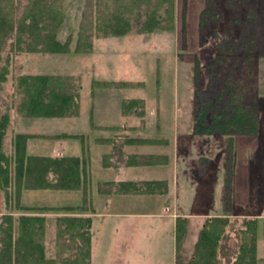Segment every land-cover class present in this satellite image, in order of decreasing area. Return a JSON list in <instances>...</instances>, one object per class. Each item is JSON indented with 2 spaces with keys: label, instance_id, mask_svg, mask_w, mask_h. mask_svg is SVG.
<instances>
[{
  "label": "rangeland",
  "instance_id": "1",
  "mask_svg": "<svg viewBox=\"0 0 264 264\" xmlns=\"http://www.w3.org/2000/svg\"><path fill=\"white\" fill-rule=\"evenodd\" d=\"M85 1L62 3L63 22L57 39L64 42L70 36L71 51L68 54H11L8 79L1 92L3 101H11L12 83L20 74L73 75L80 80V117L22 120L24 128L20 132L85 134L95 123L112 126L113 130L104 135L113 139L135 133L167 141L166 146L159 148L160 152L168 154L172 161L178 184L190 179L192 211L209 215L231 213L221 246L228 255L237 254L244 229L242 223L257 215L259 206L254 200L263 189L255 175L263 169L264 161V0H232L234 6L228 9L224 6L227 0H207L205 7H201L204 0H175L173 29L95 39L90 54H76L73 48ZM201 9L207 24L199 35L197 24ZM247 15L250 17L246 18ZM95 81H125L134 86H94ZM13 98L16 103L17 98L14 95ZM134 98L143 100L144 116H122L121 101ZM236 105L251 110L256 116L255 134H234L232 129H227L226 134L193 132L196 114L207 113L205 120L209 121L219 114L228 115ZM10 116V130L5 138L7 154L12 150L13 133L19 130L14 109ZM40 143L46 146L42 147L43 153H51L45 141ZM91 143L88 149L93 189L96 181L104 180L98 177L95 180L98 155L109 148L102 147L95 152ZM65 144L76 145L77 152L73 154H79L78 141L68 139ZM250 172L254 179H248ZM248 192L250 201H247ZM11 193L10 206L6 207L0 191V216L10 212L15 217L20 214L14 211L13 190ZM89 195L96 210L103 214L93 216L91 263L113 264L119 258L118 248H123L124 252V217L106 215L107 207H102L104 199H95L93 191ZM220 196L222 206L218 204ZM169 199L172 204L174 199ZM20 200L21 204L29 206L82 203L79 193L67 190H28L22 193ZM176 202L178 212L183 213L186 212L184 204L189 205L190 199L178 190ZM248 202L253 206H248ZM109 210V213L114 211ZM48 216L46 255L52 257L54 215ZM199 223L187 224L181 249L186 261L193 254L192 242ZM221 264H225V259L222 258Z\"/></svg>",
  "mask_w": 264,
  "mask_h": 264
},
{
  "label": "trees",
  "instance_id": "2",
  "mask_svg": "<svg viewBox=\"0 0 264 264\" xmlns=\"http://www.w3.org/2000/svg\"><path fill=\"white\" fill-rule=\"evenodd\" d=\"M63 1L0 0V191L3 192L6 207H9L13 190V208L20 212L16 217L13 212L0 216V264H91L90 214L93 210L86 200L88 170L85 150L81 157L57 158L26 153V142L30 138H79L84 147V137L65 133L52 137L15 134L11 138V153L5 152L11 110L14 109L16 115L23 118H70L79 115L81 86L80 80L74 76L20 74L12 83L16 103L13 95L11 101H3L1 98L3 85L8 79L11 54H68L71 51L70 36L64 42L57 39L63 22ZM206 2L204 0L201 7H205ZM232 4V0H227L224 6L228 9ZM83 8L73 48L76 54H90L95 39L169 31L174 28L175 0H86ZM253 14L254 10L251 11L252 17ZM249 17L247 15L246 18ZM206 21L204 10L201 9L197 24L199 35ZM223 41L225 43L226 40ZM93 84L113 88L134 86L125 81H95ZM143 104L142 99L124 100L120 106L121 114L142 118ZM206 116L207 113L202 112L194 117L195 134H226L227 129H232L234 134L256 133V116L251 110L239 105L223 117L219 114L206 121ZM162 143L161 140L123 137L119 143L113 142L112 150L121 154L125 144ZM164 158L133 155L126 164L157 165L162 164ZM102 186L106 188L107 194L162 195L167 192L166 183L161 181L106 182ZM80 189L84 200L76 206H27L21 204L20 200L22 192L27 190ZM49 214L54 215L55 226V252L52 257L46 255ZM187 224L188 220L182 217L175 221L174 264H221L222 258L225 264H256V218L243 221L241 242L237 254L233 253L232 256L221 246L227 233L229 217L206 218L194 243L193 254L186 261L182 258L181 249Z\"/></svg>",
  "mask_w": 264,
  "mask_h": 264
},
{
  "label": "crops",
  "instance_id": "3",
  "mask_svg": "<svg viewBox=\"0 0 264 264\" xmlns=\"http://www.w3.org/2000/svg\"><path fill=\"white\" fill-rule=\"evenodd\" d=\"M42 71V70H41ZM40 72V71H35ZM32 74V73H27ZM32 75H57L50 73H37ZM65 75V74H64ZM63 76V75H58ZM73 76V75H68ZM94 94V93H93ZM124 101V100H122ZM121 101V103H122ZM121 106V104H120ZM80 109H81V89H80ZM93 107L91 111L92 117ZM121 114V111H120ZM122 115V114H121ZM124 116V115H122ZM130 116V115H128ZM17 122H19V130H15V134H30L26 132H20L21 128H24V122H33L36 118H23L17 116ZM77 117H70L72 119H78ZM127 117V116H126ZM66 118V117H64ZM138 118V117H136ZM112 126H104L92 123V127L85 134H69L84 137V147H82L81 140L79 138H63V139H51V138H30L26 142V153L28 155L35 156H49V157H63V156H74L81 157L83 150L87 154V170H88V183H87V202L91 206L93 213L90 214L93 224V216L103 215L101 211H97L95 206L92 204L89 194L92 191L95 193V199H104V204L102 207H107L106 215L112 216H122L124 217V252L123 248H118L119 255L118 259L114 260L113 264H174L175 260V221L178 217H182L188 220L190 226L192 222L199 223L198 229L195 231V236L192 242H196L197 235L201 229L203 222L206 218L227 216L231 217L228 212H223L220 215H209L208 213H194L192 211V186L189 183L190 179L185 180L184 183H177L176 171L170 160L168 154L160 152V147L166 146L167 141L156 138V137H143L142 135H124V138L133 139H146V140H161L162 144H125L121 148V154H116L112 150L113 142L119 143L123 137H113L105 136L106 132H110ZM64 133V132H63ZM62 134V133H58ZM58 134H34L43 135L46 137H52ZM101 134V135H98ZM92 136V138H91ZM68 139H73L79 142L80 152L79 154H73L77 152L76 145L65 144ZM40 141H45L48 149L51 148V153H43L42 147H46L44 143ZM110 141V142H108ZM92 142L91 146H94L95 152L99 148L107 147L109 150L103 151L98 155L99 166L95 169V180L97 177L100 181H96L97 185L92 189V172L90 165V154L88 146ZM94 143V144H93ZM84 148V149H83ZM65 153H68L65 154ZM133 155H153V156H164L165 160L162 164L157 165H127L126 161L129 157ZM104 163L107 165L104 166ZM239 165V164H238ZM263 169H259L256 178H258L259 185L263 189L256 196L259 211L255 218L257 219V240H256V264H264V161ZM252 169L250 168L249 171ZM248 171V172H249ZM99 172V173H98ZM112 173V174H111ZM253 173V172H252ZM250 172L249 178L254 176ZM111 174V175H110ZM99 175V176H98ZM254 179V178H253ZM161 181L166 183L167 192L165 194H107L106 188L103 187V183L106 182H153ZM189 185H186L188 184ZM263 185V186H262ZM254 188V187H253ZM260 189V188H258ZM180 192L185 196H188L190 202L185 205L183 213L178 212L177 208V192ZM28 191V190H27ZM24 192V191H23ZM22 192V193H23ZM76 193L81 195L82 203L84 200L83 191L76 190ZM22 196V195H21ZM180 196V195H179ZM173 198L174 202L171 204ZM251 197L248 192L247 201H250ZM116 201L115 206L113 203ZM164 200V201H163ZM77 204V205H81ZM248 202V206H253ZM167 204V206H166ZM219 206L223 204V199L221 196L218 201ZM29 206V205H27ZM76 206V205H75ZM53 207V206H51ZM224 207V206H223ZM109 208H113V213H109ZM112 210V209H111ZM222 210V209H221ZM93 237V228L91 229ZM92 244V242H91ZM191 245V247H192ZM261 251V254H260ZM91 262H92V245H91ZM92 264V263H91Z\"/></svg>",
  "mask_w": 264,
  "mask_h": 264
}]
</instances>
